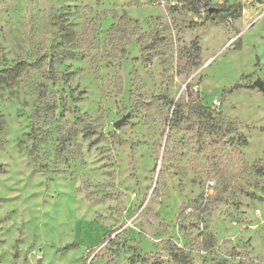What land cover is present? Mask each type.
<instances>
[{
  "label": "rangeland",
  "instance_id": "374dc122",
  "mask_svg": "<svg viewBox=\"0 0 264 264\" xmlns=\"http://www.w3.org/2000/svg\"><path fill=\"white\" fill-rule=\"evenodd\" d=\"M203 1L0 0V264H264V3Z\"/></svg>",
  "mask_w": 264,
  "mask_h": 264
},
{
  "label": "trees",
  "instance_id": "16d2710c",
  "mask_svg": "<svg viewBox=\"0 0 264 264\" xmlns=\"http://www.w3.org/2000/svg\"><path fill=\"white\" fill-rule=\"evenodd\" d=\"M261 3H264V0H258ZM204 2V3H203ZM192 8H197L199 5L204 4L206 7V10L208 12L209 4L206 1L203 0H192L191 2ZM240 7L239 6H231L227 8H222L219 9L220 12L224 13L225 16H228L229 18H235L238 16V11ZM217 11H213L211 14H216ZM193 51L195 53H192L190 55V60L191 62L189 63L190 66H195L198 64L199 61V52L200 48L197 46L196 43H194V46L192 47ZM39 66V63L36 62H28L25 60H15L9 64L4 65L3 67L0 68V85H9L11 82L15 81L16 79L20 78L22 75L27 73L30 69L36 68ZM46 95H48L49 91H45ZM187 96L189 99L192 98L193 94L188 91ZM173 105L176 106V111L175 113L179 111L181 108V103L180 102H175ZM44 109L43 112L50 113L54 109H56V104L53 103L52 101H48L45 103L43 106ZM192 109L193 112L200 117H206L211 118V113H206L208 112V109L204 107L200 102H193L192 103ZM79 125V130L78 131H72L73 133H69L68 135V140H70L71 136L76 134L77 132H81L83 137H90L95 134H97V128L86 121L83 118H78L76 122L73 124V127ZM211 128H214L211 125ZM243 143H245V140L243 139ZM255 172L257 174H262L264 175V167H258L255 169ZM166 248L170 254V257L172 258V261L174 264H191L192 260L190 258V255L187 253L186 250H184L182 247H179L174 241L168 240L166 242ZM228 263V261H225ZM254 264H263V263H254Z\"/></svg>",
  "mask_w": 264,
  "mask_h": 264
},
{
  "label": "built area",
  "instance_id": "2783aa9c",
  "mask_svg": "<svg viewBox=\"0 0 264 264\" xmlns=\"http://www.w3.org/2000/svg\"><path fill=\"white\" fill-rule=\"evenodd\" d=\"M147 2L148 4L162 6L171 10H177L179 8L190 7L192 8V0H140ZM214 106L218 104L217 101L213 102Z\"/></svg>",
  "mask_w": 264,
  "mask_h": 264
},
{
  "label": "water",
  "instance_id": "95a60500",
  "mask_svg": "<svg viewBox=\"0 0 264 264\" xmlns=\"http://www.w3.org/2000/svg\"><path fill=\"white\" fill-rule=\"evenodd\" d=\"M213 11H217V9L216 8H212V7L208 8V13H212ZM255 85H257L260 89L262 88V85H261L260 81H256Z\"/></svg>",
  "mask_w": 264,
  "mask_h": 264
}]
</instances>
